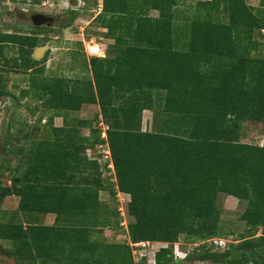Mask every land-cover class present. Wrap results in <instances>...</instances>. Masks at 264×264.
Listing matches in <instances>:
<instances>
[{"label":"trees","instance_id":"16d2710c","mask_svg":"<svg viewBox=\"0 0 264 264\" xmlns=\"http://www.w3.org/2000/svg\"><path fill=\"white\" fill-rule=\"evenodd\" d=\"M177 1L102 0L95 19L104 36L115 39L116 57L93 58L91 80L72 87L63 79L46 81L38 90L42 109L53 111L45 125L56 138L28 141L13 169L0 166V204L7 196L18 197L16 212L27 221L25 227L0 222V240L11 244L3 252L7 257L22 264H143V259L135 262L128 242H157L170 246L155 253V264L191 258L264 264V146L240 142L242 123L264 126V57L251 53L257 48L253 33L264 31V14L245 0H209L200 4L201 14L179 23ZM259 3L264 6V0ZM151 11L157 17H150ZM77 14L62 27H71ZM37 34L19 39L0 34V59L2 46L14 42L23 60L12 63L31 70L38 63L31 57L40 45ZM0 96L13 98L1 79ZM87 103L98 104L110 122L105 139L94 120L67 119ZM153 104L162 114L161 126L142 131V112L154 110ZM60 114L63 125L55 127ZM12 122L13 116L9 126ZM80 126L90 136H80ZM13 141L8 133L4 147ZM87 142L107 144L117 188L103 180L98 159L86 157ZM6 172L12 174L9 186L1 184ZM116 190L130 196L134 221L126 228L117 208L99 197L104 191L115 202ZM220 193L246 201L241 218L252 227L222 252L206 243L227 236L219 230ZM45 214H54L52 225L39 224ZM103 228L128 242L100 241ZM180 236L184 243H204L175 260L173 244Z\"/></svg>","mask_w":264,"mask_h":264},{"label":"rangeland","instance_id":"374dc122","mask_svg":"<svg viewBox=\"0 0 264 264\" xmlns=\"http://www.w3.org/2000/svg\"><path fill=\"white\" fill-rule=\"evenodd\" d=\"M45 2V8L30 7L27 5L26 0H16V2L4 1L0 3V34H8L16 36L18 39L28 37L21 35L22 33H30L28 31L29 26L27 21H20L14 18L8 13L9 8L16 6L21 10H43L49 14H60L65 16L67 21L74 12L78 13L75 21L73 22L72 29L59 27L57 29L50 30L48 33L37 34V40L41 46H47L48 49L36 60L31 55L32 60L38 63L32 65L31 70L25 71L16 68L14 60L20 63L23 59L20 54V49L16 43H5L2 46V58L0 62L9 61L12 63L6 67L0 63V79L3 81V89L9 92L12 97L0 96V166L14 168L20 157V149L25 147L28 141L34 143H52L55 140V136L50 134L49 128L45 125L47 118L53 114V111L43 110L41 107L42 99L38 97V90L41 86L47 82L53 80L63 79L70 82V87L74 85L76 81L91 80L92 73L90 69V61L93 58L87 57L83 53L82 40L89 41L93 39L96 42H100L106 50L107 55L113 54L115 45L113 38H107L104 36L106 30L101 28L100 22L95 18L100 13L98 2L100 0H43ZM209 0H178L175 8L178 10L181 16L179 23L182 20L186 21L193 16H198L203 11L202 3ZM246 4L251 6L255 12L257 10L264 14V6H261L259 0H245ZM102 5V2L101 4ZM150 17H157V11H151ZM184 21V22H185ZM12 29V30H11ZM12 31V34L9 33ZM19 32L20 34H18ZM83 32V34H81ZM38 33V32H37ZM34 34V32H31ZM252 39L256 41V50L252 51V55H259L264 57V31L256 30L253 33ZM44 42V43H43ZM39 45V46H40ZM110 57V56H109ZM108 60V59H107ZM69 87V88H70ZM25 92L22 95V92ZM17 107L16 108V106ZM154 110L142 112L141 115V130L148 132H156L162 123V114L156 104H153ZM13 114V115H12ZM13 116V122L9 126V120ZM62 118L63 114H60ZM42 118L40 123L37 122L38 118ZM57 117V116H56ZM68 118H74L78 123L79 121H93V126L99 130L100 134L103 131L110 128V122L104 121L101 116L100 110L95 106H81L80 111L77 113L67 114ZM55 119V118H54ZM77 122H75L77 124ZM143 122V123H142ZM54 125L61 126L63 122L56 120ZM74 124V125H76ZM8 133L14 134L13 145L4 147L5 136ZM90 130L88 128L79 127V135L88 137L90 136ZM102 138V137H101ZM19 140V141H17ZM93 140V139H92ZM241 143L257 144L258 146H264V126L260 122L253 124L244 122L241 128ZM12 147L15 153H10L8 150ZM85 155L89 160H96L101 165L102 178L105 182L113 183L115 188V175L110 169L111 161L103 157V153L109 149L107 144L102 146L97 144L95 147H91L90 143H84ZM104 164H109L108 168ZM12 174L6 172L1 178V184L3 186H9L11 182ZM117 191V190H116ZM101 201L106 203H112L120 213L121 223L127 225L134 221L133 216L128 211V204L130 202V196L128 194L117 191L116 201L112 202L108 193L104 191L99 192ZM15 200V199H14ZM13 202H6L4 200L0 204V222L13 221L14 223H22L25 227L27 221L20 213L13 211ZM14 205V206H13ZM246 201L229 196L224 193H220L216 199V209L220 215L219 230L226 234V244H235L237 237L241 233H246L252 230L245 220H242L241 216L246 208ZM48 215V216H47ZM53 215V216H49ZM55 218L54 214H45L39 217V224L50 225ZM261 229H259V233ZM124 236V235H122ZM120 236H114L113 230L110 228H103L101 233L97 235L98 239L105 243H121L125 239ZM128 238L127 236H125ZM142 251L137 254H133L134 260L143 259V264H155L153 253L158 250L162 243L148 242ZM179 244L182 246V250L191 252L195 247V243H184L183 236H180ZM198 244V243H197ZM170 246V244H169ZM200 246V245H198ZM224 248V247H223ZM223 248L219 249L222 252ZM11 249L10 242L0 240V264H22L15 258L7 257L3 252ZM132 251V249H131ZM6 255V256H5ZM30 264V263H29ZM37 264H58L55 262H41ZM59 264H66L64 261H60ZM174 264H210L208 261H198L195 258H191L187 261H177Z\"/></svg>","mask_w":264,"mask_h":264},{"label":"built area","instance_id":"2783aa9c","mask_svg":"<svg viewBox=\"0 0 264 264\" xmlns=\"http://www.w3.org/2000/svg\"><path fill=\"white\" fill-rule=\"evenodd\" d=\"M101 2H102V0H100V2H98L99 3L98 7L100 6V8L102 6V5H100ZM43 5H46L45 2H43ZM72 27L73 26L69 27L68 29H72ZM81 34H83V32ZM82 46H83V53L87 57H90V58H102V57L105 56L106 49L104 48V46L100 42H96L93 39H91L89 41H84V39H83L82 40ZM101 137L103 139L106 138L105 131H103V133L101 134ZM103 154H104L103 155L104 158L110 159V152H109V150L108 151H105ZM109 167L112 169V164ZM120 225L122 227H124V228L127 227V224L126 223H121ZM122 237L128 242V238H126L125 235L122 236ZM226 242H227V240L225 241V239H223V238H212V239H209L208 241H206L207 245L210 248H214V249H217V248L218 249H221L223 247L225 248ZM203 243L204 242H198V244L195 243L194 245H195V247H197L198 245H201ZM128 244L132 248L133 254H137V253H140L142 251V248L145 247V245L146 244H149V243L148 242H146V243H130V242H128ZM168 246H169V244L162 243V246L158 250H160L161 248H167ZM158 250H156L153 253V258L154 259H155V253ZM189 253L190 252L184 251V250L181 249V244H179V243L173 244V258L175 260H184V259H186L187 255ZM138 261L139 260H135L136 263Z\"/></svg>","mask_w":264,"mask_h":264},{"label":"flooded vegetation","instance_id":"af4514ba","mask_svg":"<svg viewBox=\"0 0 264 264\" xmlns=\"http://www.w3.org/2000/svg\"><path fill=\"white\" fill-rule=\"evenodd\" d=\"M27 5L30 7H41L45 8V5H43V0H26ZM21 10L20 8L13 6L12 8H9L8 13L12 15L14 18L20 21H27V25L29 26L28 31L30 33H22L21 35L24 36H32L31 32H38L40 36H43V34L48 33L50 30L57 29L61 27L65 21V16L60 14H49L48 12H44L43 10ZM37 15H44L45 17H39ZM37 22L41 25H35L34 23ZM12 30V29H11ZM10 34H12V31H9ZM20 34L19 32H17ZM37 36V35H36ZM11 43V42H9ZM39 47V46H38ZM34 50L32 51V54L34 55Z\"/></svg>","mask_w":264,"mask_h":264},{"label":"crops","instance_id":"0c3cea01","mask_svg":"<svg viewBox=\"0 0 264 264\" xmlns=\"http://www.w3.org/2000/svg\"><path fill=\"white\" fill-rule=\"evenodd\" d=\"M111 43H114L115 44V41L113 40V42H111ZM113 44V45H114ZM106 50H107V48H106ZM118 54V50H116V49H114V51H113V54H111V55H107L106 53H105V56L103 57V58H98V59H107V58H110V59H113V58H115L116 57V55ZM110 56V57H109ZM85 107L86 106H95V107H98V109H99V105L98 104H83ZM100 110V109H99ZM147 111H150V110H144L143 112H147ZM55 119H53V125L55 124L54 122L56 121V120H61L62 122H63V119H62V117L61 116H57V117H54ZM143 123V122H142ZM55 127H61L62 126V124H61V126H58V125H54ZM85 137V136H84ZM88 159H90V158H88ZM15 199V200H14ZM14 202L15 201V203H14V210L13 211H16V209H17V206H18V201H19V198L18 197H16V196H7L5 199H4V203H6V202ZM48 216V215H47ZM49 216H53V215H49ZM53 222H54V218H53ZM53 222H52V224H53ZM52 224H50V225H52ZM42 225H44V224H42ZM50 225H47V226H50Z\"/></svg>","mask_w":264,"mask_h":264},{"label":"water","instance_id":"95a60500","mask_svg":"<svg viewBox=\"0 0 264 264\" xmlns=\"http://www.w3.org/2000/svg\"><path fill=\"white\" fill-rule=\"evenodd\" d=\"M39 17H45L44 15H37ZM35 25H41L40 23L38 24L37 22L34 23ZM48 49L47 46H40L34 50V55L33 58L38 60L39 55L43 54L46 50Z\"/></svg>","mask_w":264,"mask_h":264},{"label":"clouds","instance_id":"9594fccd","mask_svg":"<svg viewBox=\"0 0 264 264\" xmlns=\"http://www.w3.org/2000/svg\"><path fill=\"white\" fill-rule=\"evenodd\" d=\"M40 46H41V45H40ZM40 46H39V47H40ZM36 48H38V46H37V47H35L34 49H36ZM102 58H103V57H102Z\"/></svg>","mask_w":264,"mask_h":264}]
</instances>
